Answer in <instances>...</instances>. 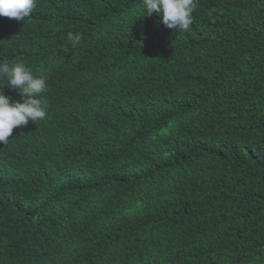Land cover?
<instances>
[{
  "label": "trees",
  "instance_id": "trees-1",
  "mask_svg": "<svg viewBox=\"0 0 264 264\" xmlns=\"http://www.w3.org/2000/svg\"><path fill=\"white\" fill-rule=\"evenodd\" d=\"M36 4L0 16V61L48 84L0 142V264H264V0L178 32L142 0Z\"/></svg>",
  "mask_w": 264,
  "mask_h": 264
},
{
  "label": "clouds",
  "instance_id": "clouds-1",
  "mask_svg": "<svg viewBox=\"0 0 264 264\" xmlns=\"http://www.w3.org/2000/svg\"><path fill=\"white\" fill-rule=\"evenodd\" d=\"M144 16L156 13L160 21L169 29L187 31L193 23L196 0H142ZM36 0H0V16L25 22L35 14ZM72 46H77L82 36L68 34ZM0 61V142L7 143L13 129L37 123L46 117L48 101L43 94L48 91L47 76L34 73L24 61ZM7 85L18 91L21 100H12L4 92Z\"/></svg>",
  "mask_w": 264,
  "mask_h": 264
}]
</instances>
